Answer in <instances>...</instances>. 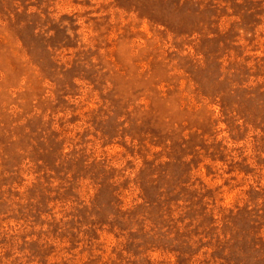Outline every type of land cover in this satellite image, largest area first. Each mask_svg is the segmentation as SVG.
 Instances as JSON below:
<instances>
[{"label":"rangeland","instance_id":"374dc122","mask_svg":"<svg viewBox=\"0 0 264 264\" xmlns=\"http://www.w3.org/2000/svg\"><path fill=\"white\" fill-rule=\"evenodd\" d=\"M0 264H264V0H0Z\"/></svg>","mask_w":264,"mask_h":264}]
</instances>
